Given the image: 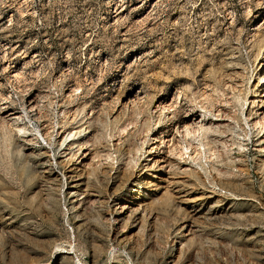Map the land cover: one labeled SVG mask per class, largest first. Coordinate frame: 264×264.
Wrapping results in <instances>:
<instances>
[{"label": "rangeland", "instance_id": "rangeland-1", "mask_svg": "<svg viewBox=\"0 0 264 264\" xmlns=\"http://www.w3.org/2000/svg\"><path fill=\"white\" fill-rule=\"evenodd\" d=\"M262 61L264 0H0V264H264Z\"/></svg>", "mask_w": 264, "mask_h": 264}, {"label": "bare ground", "instance_id": "bare-ground-1", "mask_svg": "<svg viewBox=\"0 0 264 264\" xmlns=\"http://www.w3.org/2000/svg\"><path fill=\"white\" fill-rule=\"evenodd\" d=\"M140 5V4H139ZM260 27H258V29H259ZM261 71H262V73L259 75V82H258V85H257V93H255V94H253V97H255V98H253L250 102H249V98H248V103H249V105H251L252 104V106H253V103L254 102H256V101H258L257 103L259 104V106H260V109L262 110V112H264V61H262L261 62ZM34 102V100L31 98L30 100H29V104L30 105H32V103ZM28 105V104H27ZM249 105H248V107L246 108V112L248 113V109H249ZM33 106V105H32ZM31 108V107H30ZM29 108V109H30ZM32 109V108H31ZM250 110V109H249ZM250 112V111H249ZM11 113H13V114H15V112H11ZM194 113V112H193ZM260 113V112H259ZM258 114V113H257ZM264 114V113H263ZM194 115V118H192V119H196L195 117H197V116H195V113L193 114ZM201 115V114H200ZM262 115V114H261ZM5 116V115H4ZM21 116V115H20ZM264 116V115H263ZM201 117H203V115L201 116ZM9 118V117H8ZM6 120H7V118H6ZM18 120V119H17ZM200 120V119H199ZM198 120V121H199ZM263 120V119H262ZM13 121H15V119L13 118ZM216 123V122H215ZM189 125V124H188ZM191 125V124H190ZM196 125V124H195ZM205 125V124H204ZM188 127V126H187ZM190 129V128H189ZM76 134H77V132H76ZM189 134V133H188ZM63 135V134H62Z\"/></svg>", "mask_w": 264, "mask_h": 264}]
</instances>
